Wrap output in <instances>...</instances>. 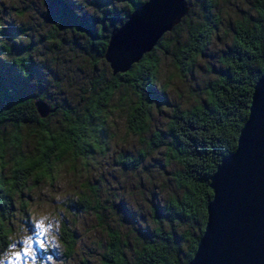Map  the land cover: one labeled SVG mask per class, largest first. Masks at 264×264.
<instances>
[{"label":"rangeland","instance_id":"obj_1","mask_svg":"<svg viewBox=\"0 0 264 264\" xmlns=\"http://www.w3.org/2000/svg\"><path fill=\"white\" fill-rule=\"evenodd\" d=\"M81 17L96 24L107 8L112 16L125 13L123 0H66ZM187 15L195 17L201 0H184ZM218 26L203 55L184 76L179 75L168 57L160 56L156 87L166 86V104L153 105L148 131L141 136L126 133L125 110L131 94L117 92L98 121L103 124L102 150L87 161L66 159L53 170L54 181H44L32 187L29 181L20 199L14 197L13 209L6 228L9 245L0 256V264H99L106 245V232L115 231L124 251L131 258L143 242L160 236H171L180 252H185L193 234L185 222L168 223L167 203L179 199L182 189L173 176L180 167L168 160L165 147L149 153L137 168L121 167L118 157L134 158L144 148L153 132L164 134L170 111L201 105L206 88L222 73L218 62L230 46L234 24L255 17L253 0H212ZM57 11L47 0H0V75L10 85L9 62L22 58L31 60L25 80L18 79L23 94L57 106L58 111L46 118L45 127L56 131L84 112L89 88L99 78H107L109 70L104 61L88 47L87 39L68 27L58 29ZM187 17V16H186ZM105 25L109 23L104 20ZM109 30L101 29L102 34ZM8 167L0 173L7 176L10 159L17 155L35 153L38 131L22 126L18 132L10 125L0 129ZM18 141L19 149L13 144ZM93 187L99 205L97 212L76 211L79 194ZM88 194V193H87ZM65 224L74 240L73 254L63 257L58 228Z\"/></svg>","mask_w":264,"mask_h":264},{"label":"trees","instance_id":"obj_2","mask_svg":"<svg viewBox=\"0 0 264 264\" xmlns=\"http://www.w3.org/2000/svg\"><path fill=\"white\" fill-rule=\"evenodd\" d=\"M47 1L57 11V28L66 26L84 36L88 47L102 59L108 36L146 0H123L124 14L114 17L112 9L107 8V16L102 13L96 24L81 17L66 0ZM213 9L212 0H201L195 17H191L190 12L126 73L112 76L107 66V78H99L89 88L82 116L74 120L66 117L65 126L56 131L45 127L46 118L53 114L39 119L32 105L35 100L23 94L19 84L18 79L25 80L31 60L22 58L9 62L11 84L5 85L0 75V129L10 125L18 132L22 126H33L38 131V142L35 153L12 157L8 175L0 176V256L9 245L6 224L12 213L13 199L21 198L27 183L30 181L32 187L44 181L53 183L57 164L66 159L87 161L96 152H103L100 138L104 135L103 121L98 119L117 92L125 90L133 98L125 110L126 133L135 136L147 133L152 106L166 104V86L156 87L160 56L168 57L179 75L187 74L203 55L217 29L219 20ZM253 9L254 18L234 24L230 46L218 57L224 69L207 85L204 102L185 111L173 107L164 134L153 132L146 141H141L144 148L134 158L119 156L117 160L121 167L137 168L149 153L165 147L167 159L180 167L173 179L182 189V195L168 201L166 210L168 223L185 222L193 232L183 238L188 241L185 252H180L171 236H160L158 229L154 238L143 242L128 258L119 234L111 230L106 232V245L99 264H187L191 259L204 226L205 206L211 198L207 186L209 178L220 160L234 151L238 131L247 116L252 86L264 70V0H253ZM104 20L109 23L105 25ZM101 29L109 30L108 34H102ZM49 106L56 107L55 113L58 111L57 106ZM13 146L19 149V142ZM4 160L0 138V173L8 167L9 161ZM86 191L88 194H79L74 209L97 212L95 188L88 187ZM58 233L63 257L68 259L74 248L72 234L65 224H60Z\"/></svg>","mask_w":264,"mask_h":264},{"label":"water","instance_id":"obj_3","mask_svg":"<svg viewBox=\"0 0 264 264\" xmlns=\"http://www.w3.org/2000/svg\"><path fill=\"white\" fill-rule=\"evenodd\" d=\"M184 0H146L107 38L102 60L112 76L126 73L188 14ZM39 119L55 113L32 103ZM202 233L187 264H264V70L252 86L235 149L208 182Z\"/></svg>","mask_w":264,"mask_h":264}]
</instances>
